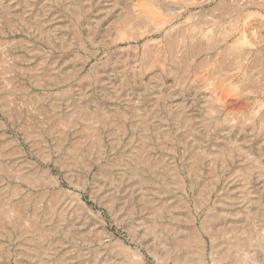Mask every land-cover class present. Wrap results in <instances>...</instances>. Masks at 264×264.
Listing matches in <instances>:
<instances>
[{"label":"rangeland","instance_id":"374dc122","mask_svg":"<svg viewBox=\"0 0 264 264\" xmlns=\"http://www.w3.org/2000/svg\"><path fill=\"white\" fill-rule=\"evenodd\" d=\"M136 1L0 0V264H264V0Z\"/></svg>","mask_w":264,"mask_h":264},{"label":"bare ground","instance_id":"6f19581e","mask_svg":"<svg viewBox=\"0 0 264 264\" xmlns=\"http://www.w3.org/2000/svg\"><path fill=\"white\" fill-rule=\"evenodd\" d=\"M149 3H143V1H141V0H137L136 1V3H135V6H134V10H133V17H137V18H140V19H144V20H147L148 22L150 21V22H156V20H158L159 18H158V16H156L155 15V13L153 12L154 10H160V9H162L163 8V4H164V2H162V1H160V0H147ZM200 1H202V0H200ZM262 1V0H261ZM246 2V1H245ZM253 2H255V1H253ZM259 2V1H258ZM165 5V4H164ZM254 5V4H253ZM222 6V5H221ZM263 6V5H262ZM164 7H166V6H164ZM172 8V7H171ZM264 8V7H263ZM165 9V8H164ZM168 9V8H167ZM174 10V9H173ZM131 12V11H130ZM158 12V11H157ZM128 14V13H127ZM132 15V14H131ZM130 15V16H131ZM129 16V15H128ZM127 18H129V17H127ZM132 18V17H131ZM134 18V19H135ZM130 19V18H129ZM136 21V20H135ZM138 21V20H137ZM163 22L164 21H161V22H157L158 23V25H162L163 24ZM138 23H140V22H138ZM119 24V23H118ZM143 24V23H142ZM141 24V25H142ZM138 25V24H137ZM157 25V26H158ZM130 26H131V28L133 27V24H130ZM165 26V25H164ZM141 27H143V26H141ZM140 27V28H141ZM130 28V27H129ZM139 28V29H140ZM146 28H147V26H146ZM159 28H161V26L159 27ZM135 29V28H134ZM142 29V28H141ZM150 29V28H149ZM146 30V29H145ZM142 31V30H141ZM126 32V31H125ZM137 32H139L138 30H131V34H137ZM148 32V31H147ZM127 33V32H126ZM140 34V33H139ZM171 34V33H170ZM205 35V34H204ZM130 36V35H129ZM139 36V35H138ZM168 36V35H167ZM197 36V35H196ZM206 36H207V34H206ZM254 36V35H253ZM136 37V36H135ZM175 37V36H174ZM173 37V38H174ZM204 37V36H203ZM128 38V37H127ZM176 38V37H175ZM178 38V37H177ZM205 38V37H204ZM207 38L209 39V40H211L212 39V37L211 36H207ZM167 39V38H166ZM220 39V38H219ZM164 40V39H163ZM162 40V41H163ZM168 40V39H167ZM216 40V39H215ZM175 42H176V40H174ZM246 41H248V39L247 40H245L244 41V38H243V36H241V39L239 40V43H245ZM169 42H170V39H169ZM168 42V43H169ZM194 42V41H193ZM197 42H198V40H197ZM212 42V41H211ZM216 42V41H215ZM218 42V41H217ZM165 43V42H164ZM188 44H189V42H187ZM192 43V42H191ZM199 43V42H198ZM197 43V44H198ZM185 44V43H184ZM212 45H213V42L211 43ZM215 44V43H214ZM253 44V43H252ZM181 45V44H180ZM191 45V44H190ZM174 46V45H173ZM187 46V45H186ZM160 47V46H159ZM169 48V47H168ZM174 48V47H173ZM182 48V47H181ZM197 49V48H196ZM195 50V49H194ZM196 51V50H195ZM194 51V52H195ZM160 53V52H159ZM155 57H153V59H154ZM152 59V58H151ZM225 57L222 59L223 61H225ZM155 61H158V58H157V60H155ZM154 61V62H155ZM222 61V62H223ZM243 61V60H242ZM222 62H220V63H222ZM240 63V62H239ZM211 65V64H210ZM213 67V66H212ZM217 67V66H216ZM218 67H220V65H218ZM224 68V67H223ZM237 68V67H236ZM217 69V68H216ZM215 69V70H216ZM225 69H227V68H225ZM212 70H213V68H212ZM214 70V71H215ZM231 71V70H230ZM225 71L223 70V69H221V70H219L218 72H216L215 74H216V76L217 75H219L220 73V76L224 73ZM227 72V71H226ZM229 72H227V74H228ZM214 74V75H215ZM226 75V74H225ZM215 76V77H216ZM220 76H218V77H220ZM217 77V78H218ZM217 78H215V80L217 79ZM221 78V77H220ZM222 78H223V76H222ZM227 78V77H226ZM225 78V79H226ZM219 79V78H218ZM243 79V78H242ZM228 80V79H227ZM223 81V80H222ZM234 81V80H233ZM237 81H238V79H237ZM213 82H214V80H213ZM226 82V81H225ZM235 82V81H234ZM240 82H243V81H240ZM217 83V84H216ZM215 84V87H219V88H221L222 86H223V82H220V80H219V82H218V80H217V82H216ZM218 83H221V85H219ZM245 89V88H244ZM248 88H246L245 89V91L247 90ZM243 90V89H242ZM215 96V95H214ZM217 96V95H216ZM218 99V98H217ZM222 99H224L223 97H222ZM213 102L215 103L216 101H214L213 100ZM215 108H217L216 106H215ZM223 109V108H222ZM229 117H231V116H229ZM231 119V118H230ZM205 226V225H204ZM208 229V228H207ZM219 235V234H218ZM199 243H200V245H201V247H200V254H199V258H197L196 257V259H198V264H206V260H205V249L202 247V244L204 243V241H202L201 239H197V238H195ZM219 247V246H218ZM226 247V246H225ZM151 248V247H150ZM152 249V248H151ZM219 249V248H218ZM231 250V249H230ZM219 251V250H218ZM222 251H224V250H222ZM218 254H219V252H218ZM222 255V254H221ZM220 255V256H221ZM196 256V255H195ZM219 256V255H218ZM215 259H216V257H215ZM213 260V262H218V261H216V260ZM225 260V259H224ZM227 260V259H226ZM228 261V260H227ZM221 262V261H220ZM190 263V262H189ZM238 262L235 260V264H237ZM185 264V263H184ZM256 264H262V263H259V262H257Z\"/></svg>","mask_w":264,"mask_h":264}]
</instances>
